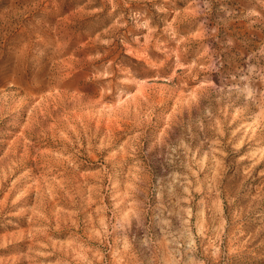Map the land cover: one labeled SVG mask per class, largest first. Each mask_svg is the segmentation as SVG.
Masks as SVG:
<instances>
[{
    "label": "rangeland",
    "instance_id": "1",
    "mask_svg": "<svg viewBox=\"0 0 264 264\" xmlns=\"http://www.w3.org/2000/svg\"><path fill=\"white\" fill-rule=\"evenodd\" d=\"M0 264H264V0H0Z\"/></svg>",
    "mask_w": 264,
    "mask_h": 264
},
{
    "label": "bare ground",
    "instance_id": "2",
    "mask_svg": "<svg viewBox=\"0 0 264 264\" xmlns=\"http://www.w3.org/2000/svg\"><path fill=\"white\" fill-rule=\"evenodd\" d=\"M120 101V100H119ZM47 102H49V101H47ZM79 111V110H78ZM79 114V113H78ZM76 117V116H75ZM81 119V118H80ZM70 128V127H69ZM90 128H91V126H90ZM82 131V130H81ZM90 132V131H89ZM63 133V132H62ZM77 133V132H76ZM87 142V141H86ZM87 146V145H86ZM8 154V153H7ZM68 157H70V156H68ZM91 158V157H90ZM37 182V181H36ZM67 182V181H66ZM53 190V189H52ZM55 191V190H54ZM27 192V191H26ZM25 194V193H24ZM66 194V193H65ZM66 250V249H65ZM67 252V251H66ZM64 253V252H63Z\"/></svg>",
    "mask_w": 264,
    "mask_h": 264
}]
</instances>
